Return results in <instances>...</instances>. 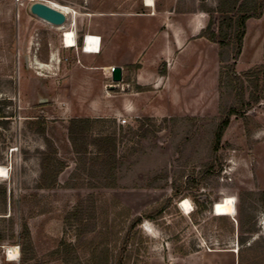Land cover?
<instances>
[{
	"label": "rangeland",
	"instance_id": "1",
	"mask_svg": "<svg viewBox=\"0 0 264 264\" xmlns=\"http://www.w3.org/2000/svg\"><path fill=\"white\" fill-rule=\"evenodd\" d=\"M154 2L0 0V165L10 173L0 181V264H234L231 250L239 264H264V12L247 22L234 61L235 43L221 49L203 37L220 0ZM34 3L76 12V48L30 13ZM201 18L203 30L175 50L170 29ZM86 35L103 38L101 55L82 53ZM168 47L170 85L113 83L115 67L124 84L140 64L164 73ZM99 65L106 71L89 70ZM235 76L259 102L231 118L216 152L223 112L240 108ZM75 119L89 124L73 144ZM101 137L114 140L110 158L92 144ZM228 197L236 217L215 216ZM163 205L160 218L145 217ZM240 221L257 231L243 247Z\"/></svg>",
	"mask_w": 264,
	"mask_h": 264
},
{
	"label": "trees",
	"instance_id": "2",
	"mask_svg": "<svg viewBox=\"0 0 264 264\" xmlns=\"http://www.w3.org/2000/svg\"><path fill=\"white\" fill-rule=\"evenodd\" d=\"M264 12V0H220L218 8L213 12L214 15L219 16L215 19V16L210 17V23L203 32V37L209 40L211 43L218 45L221 49L229 47L232 43L236 44V52L234 54V61H237L242 54L244 39L246 36L247 22L251 19H260ZM235 35V36H234ZM234 36V39H233ZM234 65H232V70ZM246 76V75H244ZM235 81L238 85H235L237 98L240 102V108L231 107L230 109L223 112L222 120L215 133V151L219 150L223 136L231 123L233 116H242L245 112L250 110L254 103L259 102V98H255L254 95H250L252 101L250 102L246 98V88L241 77L235 76ZM250 99V100H251ZM89 121L86 120H72L70 122V134L73 144L76 142L77 134H82L88 130ZM76 135V136H77ZM94 146L98 148V155L110 156L115 152L114 140L111 137H101L94 139ZM213 167L207 169L206 174L212 171ZM56 183V181H55ZM262 201L264 202V194L262 195ZM170 202V201H169ZM200 204V203H199ZM200 207H203L200 204ZM168 208V205H163L157 209L156 212L145 215L148 219H154L161 217L164 211ZM142 223V217H138L131 221L127 235L124 242V248L127 247L128 240L133 230ZM252 225L247 228V223L240 221L239 223V238L238 242L240 246L247 245L255 233H257ZM24 237L29 236L28 229L25 230ZM251 247V245H250ZM120 264H122L120 262Z\"/></svg>",
	"mask_w": 264,
	"mask_h": 264
},
{
	"label": "bare ground",
	"instance_id": "3",
	"mask_svg": "<svg viewBox=\"0 0 264 264\" xmlns=\"http://www.w3.org/2000/svg\"><path fill=\"white\" fill-rule=\"evenodd\" d=\"M145 5L148 8H153L155 6V2L154 0H145ZM50 7L61 11L62 13H64V15L67 17V21L63 26L60 27H55L52 26L50 24H47L45 22V24L60 30L63 32L62 34V41H63V46L65 48H76L77 47V37H76V33L74 28H70V27H74L75 26V19H76V12L73 11L71 8L68 7H59V6H51ZM56 7V8H55ZM70 23V25L67 27V25ZM73 23V24H71ZM70 28V29H69ZM87 38L84 46H82V51L84 53H89V54H98L100 53L99 50V40L97 37H94L93 35H86L85 36ZM84 37V38H85ZM55 60V56H53V61ZM36 65H38L41 68H45L46 66L44 64H41L39 62L36 63ZM9 168L0 165V181L9 178ZM192 202L189 199H186L182 202V204L180 205V207L183 209V211L186 214H191L193 211V207H192ZM213 214L215 216L218 217H231V218H235L237 215V209H236V204H235V199L232 197H228L225 198L224 200L220 201V202H216L213 206ZM7 256L9 261H17L19 258V251L18 248L16 247H11V248H7ZM235 253H237L234 250Z\"/></svg>",
	"mask_w": 264,
	"mask_h": 264
},
{
	"label": "crops",
	"instance_id": "4",
	"mask_svg": "<svg viewBox=\"0 0 264 264\" xmlns=\"http://www.w3.org/2000/svg\"><path fill=\"white\" fill-rule=\"evenodd\" d=\"M204 19H199L197 21H195L194 23H189L190 25H188L186 27H182L180 30L182 31H177L176 29H170L169 31V35H173V39H169V42L171 44V46L176 50V49H179V48H182V42H183V39L185 38V36L189 34H198L200 33L205 24H204ZM192 36V35H191ZM77 37V35H76ZM94 37H99L101 38V49H100V53L98 54H89V53H84L82 51V53L87 57V58H90V57H93V56H99L101 55V53L103 52V38L101 36H94ZM170 44H169V47H170ZM169 47L167 48V53L166 55H163L162 57H164V61L168 63V67L166 69V71L164 73H160L158 71L157 68H148L146 67L145 64H140L142 67H137V70H135V80L132 82H126V84H124L125 82L122 81L121 85H136L138 87H144L146 85H170V82L172 81V73H173V64H171V66L169 67V62L167 61L168 57H171L169 54L170 52L168 51ZM65 48V47H64ZM65 49H68V48H65ZM71 49V48H69ZM74 49V48H72ZM105 67L106 66H97V67H91L89 68V70H102L103 72H105ZM122 69V73H123V80L126 79L127 77V74L126 72ZM134 83V84H133ZM136 95V94H135ZM131 98V97H130ZM131 102H135V99L132 98L131 99ZM132 107H125V110H132L131 109ZM238 247V245H237ZM200 248H203V246H201ZM203 253L205 254H213L215 252H213L212 250H208V252H204ZM229 254H234V264H239V260L236 258V253L234 252V250H231V251H228ZM195 255H191V258H194ZM193 264H195L193 262Z\"/></svg>",
	"mask_w": 264,
	"mask_h": 264
},
{
	"label": "water",
	"instance_id": "5",
	"mask_svg": "<svg viewBox=\"0 0 264 264\" xmlns=\"http://www.w3.org/2000/svg\"><path fill=\"white\" fill-rule=\"evenodd\" d=\"M30 13L41 21L55 27L63 26L67 21V18L64 13L43 3H34L30 7ZM112 81L114 84L122 83L123 73L120 67L113 68Z\"/></svg>",
	"mask_w": 264,
	"mask_h": 264
},
{
	"label": "built area",
	"instance_id": "6",
	"mask_svg": "<svg viewBox=\"0 0 264 264\" xmlns=\"http://www.w3.org/2000/svg\"><path fill=\"white\" fill-rule=\"evenodd\" d=\"M66 18H67V17H66ZM97 38H98V40H99V50H100V49H101V38H99V37H97ZM86 40H87V38L85 37V38L83 39V44H82V46H84ZM112 70H113V69H112ZM122 123L125 124L126 121L123 120ZM170 264H182V263H180L179 261H172Z\"/></svg>",
	"mask_w": 264,
	"mask_h": 264
}]
</instances>
